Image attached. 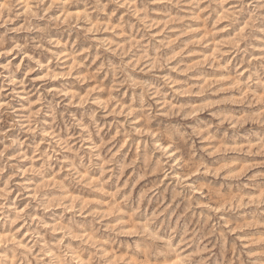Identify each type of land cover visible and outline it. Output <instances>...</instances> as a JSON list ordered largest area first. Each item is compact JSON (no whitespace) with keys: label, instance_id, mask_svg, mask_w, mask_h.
<instances>
[{"label":"rangeland","instance_id":"obj_1","mask_svg":"<svg viewBox=\"0 0 264 264\" xmlns=\"http://www.w3.org/2000/svg\"><path fill=\"white\" fill-rule=\"evenodd\" d=\"M103 3L104 0L99 3L97 0H68L66 5L58 3L54 6L44 19L31 20L19 14L20 6L17 5L15 23L0 27V87H3L0 103L5 105L0 109V130L6 132L4 137H0L3 140L0 148L7 146L5 159L8 161V167L0 174V193L8 196L3 201L5 209L4 219H0V232L7 231V219L13 215L12 209L16 208L19 210L17 216L28 220V225L20 223L17 228L18 232H24L25 238L35 230L40 235L45 233V239L52 245L63 240L67 232L71 239L65 243L73 248H81V238L91 244L105 242L104 255H111L112 264H123L126 259L134 260L130 256H141L137 252L138 247L145 249V254L149 250L146 239L136 234V225L147 219L148 207H159V204L149 199L146 208L135 217L119 215L115 211L118 206L109 207V198L104 194L111 191L108 195L115 198V188L123 183L121 190L126 189L129 195L135 194L138 206L153 190H163L160 193L161 203L169 192L168 208L175 207L169 213V219L182 224L194 236L197 235V227L202 230L207 228L206 231L231 228L236 236L228 237L229 264L237 246L233 243L234 239L248 243L259 254L257 246L264 240V233L256 231L258 218H264L261 216L264 215V152L255 147L264 143V120L259 119L258 107L264 97V83L259 82L261 53H264V18L258 19L249 30L242 24L244 16L231 25L227 16L217 13L213 19L203 7H194L193 0H181L179 4L175 0L172 3L168 0H152V3H148V0H127L131 8L125 6V0H121L120 8L108 4L101 10ZM213 8H216L215 4ZM82 11H87L89 15H80ZM61 13L66 15L59 19ZM144 26L156 36L149 44V50L154 55L163 57L168 54L169 50L159 43L167 38L173 47L183 41L181 47L170 54L173 60L191 48L181 60L185 64V72L180 75L193 73L190 77L192 84L185 87L182 97L173 94L170 99L177 104L183 103L185 108H199L200 116L194 117L188 113L190 119H185L182 116L162 115L160 103L149 101L151 114L143 121V127L137 129L131 141L125 139L121 142L115 153L118 156L113 162V172L104 178L107 183L98 192H93L86 182L64 179L67 173L61 169L67 167L64 161L73 158L70 152H60L56 159L45 165L43 174L29 172L28 169L39 166V161L33 163V153L43 152L48 147L46 143L40 144L41 140L46 139L42 135L44 132L52 131L57 139H67L70 134H75L74 125L83 121L90 124L91 131L85 135L95 149L120 127V118L111 112H105L93 104L81 107L61 93L85 91L87 85H83L79 76H87L101 61L105 69L118 63L119 58L107 50L108 45L116 42L123 47L125 40L129 43L139 40L140 37L135 36L136 31H141ZM114 32H118V35ZM75 61L81 62V66L75 70L76 76L72 79L63 77L62 74L70 71ZM237 73L239 79L236 78ZM49 74L51 78H45ZM57 74L62 78L57 79ZM165 75L174 78L172 73L165 70L151 76L147 83L159 84ZM242 79L251 88L246 87L240 93ZM253 79L258 82L252 84ZM111 81V74L106 71L100 81L101 89H110ZM228 81L232 83L228 84ZM216 85L223 86L208 90V86L215 88ZM197 87L199 91H194ZM230 92H236L237 95L225 96L220 101L209 99L203 103H188L192 99L198 101L203 96L215 97ZM249 92L255 95V104L251 101L239 104L236 101ZM103 95L105 91L98 93L97 98ZM118 96L122 103L138 105V114L143 112L145 101L135 90ZM163 99L157 98L159 101ZM214 105L220 106L212 109ZM33 112H36L35 117ZM237 121L241 124H237ZM30 126H34L36 131H29ZM100 128L103 130L100 131ZM37 145H40L39 148ZM155 145L160 151L155 149ZM171 147L189 166L197 165V171L200 165L206 167L204 175L195 177L194 183L212 187L219 203H209L205 198L194 196L184 200L178 189L169 188L168 174L159 178L155 168L148 184L140 186L148 179L145 170L153 162L159 164L161 154L168 152ZM103 155L102 150L91 151L85 145L77 162L88 164L89 176L95 177L100 173ZM137 160L139 164H136ZM135 164L136 167L125 176L123 169ZM207 168L216 172L229 169L230 172L218 177L211 176ZM54 174L57 180L62 181V185L43 188L35 199L31 198L40 181ZM10 176L13 177L11 180ZM5 185L8 186L7 193H3ZM60 197H67L63 205L68 207L49 206L46 210L51 201ZM173 202H176L174 206ZM168 208L164 211L168 212ZM117 220L121 223L118 231L126 230L123 235H117L112 230L117 226ZM168 223L165 220L162 235L168 234ZM156 226L153 225V228ZM183 235L182 232L178 244L184 243ZM214 240L220 241L217 255L224 259L225 242L220 237H214ZM87 246L82 248L86 262L91 259ZM151 251L152 258L156 259V247L153 246ZM180 259L177 257L178 261Z\"/></svg>","mask_w":264,"mask_h":264},{"label":"clouds","instance_id":"obj_2","mask_svg":"<svg viewBox=\"0 0 264 264\" xmlns=\"http://www.w3.org/2000/svg\"><path fill=\"white\" fill-rule=\"evenodd\" d=\"M100 0H97L99 3ZM172 3L173 0H168ZM181 0H175V3L179 4ZM58 3L67 4L68 0H0V27H7L9 24L15 23L17 5L20 6L19 14L26 15L29 20L31 19H44L48 16L49 11L56 6ZM148 3H152V0H148ZM108 4H115L118 8L121 7V0H104L101 10H104ZM216 8H213V5ZM193 5L196 8L203 7L206 14L216 18V14L219 13L222 16L229 18L230 24L232 25L235 21H238L241 16H244V22L246 28L251 30L258 19L264 18V0H193ZM225 5H227L225 7ZM125 6L131 8V5L125 0ZM147 6V5H146ZM23 10V11H22ZM95 9H93L94 11ZM215 13V15L213 14ZM65 13H61V17H65ZM80 15L88 16L87 11H82ZM75 16V15H73ZM71 16V17H73ZM56 19H58L56 17ZM118 35V32H114ZM143 33V34H142ZM135 36L140 37L139 40H133L131 43L128 40L123 41L124 46L120 47V43H112L108 45V51L119 58V62L112 65L111 68L105 69L103 62L96 64L91 71L88 72L87 76L80 75L79 79L83 81V85H87L85 91H69L61 93L64 96L70 97L76 104L81 107L87 106L88 104L97 105L105 112H111L113 116L120 118V127L116 129L111 137H109L103 145L99 148L93 149L87 141L86 135L91 131L90 124L83 121H78L73 131L75 134H70L67 139H57L52 131L44 132L42 135L46 139L41 140L40 144H47L48 147L43 152L36 151L33 153V163L39 161L38 167L28 169L29 172H39L43 174V170L46 164L56 159L60 152H70L73 154L71 160L64 161L67 164L66 168H62L61 171L66 172L67 176L64 179H75L77 182L87 184L93 192H98V189L104 188L107 183L105 177L113 172V162L116 160L118 155H115L119 145L122 141L127 139L131 141L132 137L136 134L138 128L143 127V121L151 114L148 102L157 101L160 103V107L163 110L162 115H173L182 116L185 119H190L188 113H192L194 117L200 116L199 108H185L183 103L177 104L170 99L175 94L182 97V93L187 85H191L190 79L193 73H185L181 76V73L185 72V64L181 62L183 57L187 56V53L191 51V48L187 49L181 54L180 58L175 60L170 58V54L174 53L176 49L181 47L183 41L176 44L174 47L168 43V38L159 41L163 48H167L168 54L161 57L160 55H154L149 50L150 42L156 38L153 31L144 26L141 31H136ZM163 37V36H161ZM159 51V50H158ZM260 67L261 72L259 75V82L264 83V53H261ZM157 59L159 63H157ZM100 60V57H97ZM81 66V62L75 61L71 65L70 71H65L62 76L72 79L76 76V69ZM165 70L172 73L174 78H169L167 75L159 84H149L147 81L151 76L157 73H163ZM109 72L112 77L111 88L102 90L100 87V81L103 80L105 72ZM50 79L51 75L45 77ZM57 79L62 78L60 74H57ZM237 79H239V73H237ZM177 81H183L186 83H177ZM257 79L252 80V84H256ZM199 83V82H197ZM231 84L232 81H228ZM223 85H216L215 88L208 86L209 91L216 90ZM251 88V85L246 82L245 79L241 80L239 92L243 93L245 88ZM135 90V92L144 99L145 106L143 112L138 114V105L135 103H122L119 99L118 94ZM0 91H3V87H0ZM101 91H105V95L97 98V94ZM194 91H199V88H195ZM237 95L236 92L220 93L215 97L203 96L199 100H189L188 103H203L209 99L213 101H220L225 96ZM158 97H164L162 101L157 100ZM239 104H246L250 101L255 104V95L249 92L248 95L242 99H237ZM39 101H37L38 103ZM220 105H214V108ZM5 105L0 103V109H3ZM260 110V120H264V97L261 98V102L258 105ZM132 113L129 115V113ZM36 112H33L35 117ZM202 115V114H201ZM95 119V113H93V120ZM237 124L241 122L237 121ZM129 125V126H125ZM100 131L103 129L100 128ZM29 131L35 132L34 126L29 127ZM205 130H201L203 132ZM6 132L0 130V137H4ZM71 141V142H69ZM0 143L3 140L0 139ZM79 145V147H77ZM88 145L91 151H103L104 155L101 158L99 165L100 173L95 177H90L87 169L89 165L83 161L77 162L81 150ZM157 145V144H156ZM155 145V149L160 151L159 147ZM167 145V144H165ZM40 145H37L39 148ZM129 144L126 146V148ZM259 151L264 152V143L257 144L256 147ZM5 148H0V174H2L8 167V161L5 159ZM124 151L121 150L120 153ZM119 153V155H120ZM160 163L155 164L154 162L145 170L148 179L144 181L140 186L144 187L148 184V181L152 178L151 174L153 168L157 170L156 176L161 178L165 173L168 174L167 180L169 188L175 187L183 194V199L186 200L189 196L195 198H205L211 203L216 201L219 203V199L216 196V191L208 184L194 183V178L204 175L206 167L200 165L199 171H197V165L189 166L184 158L176 151L175 148L171 147L168 152H163L159 157ZM131 160H129L130 162ZM128 162V164H129ZM140 161L137 160L136 164ZM136 164L130 168H124V175L126 176L130 169H134ZM208 175L220 176L230 172L229 169H221L220 172L207 168ZM13 177H9L11 180ZM95 178V179H93ZM123 181V178L120 179ZM92 181V183H89ZM62 185V181L57 180L55 174L47 176L40 181V184L32 193L33 199H35L39 191L46 187H55ZM123 183H120L115 188V198H112L106 191V195L109 199V207L117 205L115 209L119 215L124 214L130 217H135L138 213L143 211L147 206L149 199L154 200V204H159V207H148L149 215L147 219L140 221L136 225V234L143 236L148 242V252L145 254V249L137 248V252L141 253L138 258L134 255L132 259H126L123 264H229L227 259V248H228V237L232 236L235 238L236 234L231 232V228H217L205 230L201 227H197V235H193L190 230L186 231L182 224H177L174 219H169V213L173 211V208H168V198L170 193L165 194L164 202H160V193L162 189L151 191L146 197L145 201L139 206L135 203V194L129 195L128 191L121 190ZM113 191V190H112ZM8 192V186L5 185L3 193ZM8 196L0 193V219H4L5 204L3 201ZM67 197H60L54 201H51L48 206L59 207L63 205L64 199ZM195 203V199L192 201ZM176 202H173V206ZM68 207V205H63ZM165 208H168V212H165ZM18 209L13 208V215L7 219L8 229L7 231L0 232V264H112L111 255H104L103 244H91L86 239L81 238V248H73L70 244L65 243L66 240L71 239V236L66 232L64 239L59 243H53L49 245L44 235H40L38 232L33 230V234H30L27 238L24 236V232H18L20 223L28 225L27 219H20L17 216ZM178 214V213H177ZM264 216V215H261ZM167 220L168 223V234L162 235V228L164 222ZM117 220V226L113 227L112 230L117 235L125 234L118 231L121 223ZM153 225H157L155 229ZM30 226V225H29ZM209 231L211 235H209ZM257 232L264 233V218H258ZM183 235V244H178L177 241ZM222 233V235H221ZM214 237H220L225 242V258L221 259V256L217 255V246L220 243L219 240H214ZM191 241V245H189ZM236 243L235 252H233V259L231 264H264V240H261L259 245V254L256 252V248L250 247L248 243L240 240ZM88 245V253H91V259L86 262V255L82 250L83 246ZM156 247L155 256L153 259L152 247ZM215 249V250H214ZM237 253L239 255L237 256ZM177 257H181L178 261Z\"/></svg>","mask_w":264,"mask_h":264}]
</instances>
